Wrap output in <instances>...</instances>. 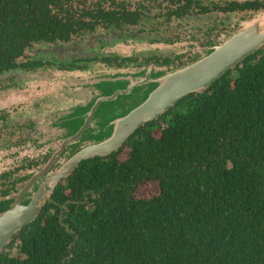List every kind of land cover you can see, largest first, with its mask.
I'll list each match as a JSON object with an SVG mask.
<instances>
[{"label": "trees", "instance_id": "1", "mask_svg": "<svg viewBox=\"0 0 264 264\" xmlns=\"http://www.w3.org/2000/svg\"><path fill=\"white\" fill-rule=\"evenodd\" d=\"M69 2L0 0L9 66L13 39L30 46L78 31L62 17ZM116 8L89 13L133 16ZM50 195L0 264H264V47L111 154L84 159Z\"/></svg>", "mask_w": 264, "mask_h": 264}, {"label": "flooded vegetation", "instance_id": "2", "mask_svg": "<svg viewBox=\"0 0 264 264\" xmlns=\"http://www.w3.org/2000/svg\"><path fill=\"white\" fill-rule=\"evenodd\" d=\"M65 5L62 17L78 21L75 24L78 31L74 33L71 28L62 39L33 42L30 46L22 38L13 39V43L18 42L12 55L15 65L9 66L10 55L1 56L0 52V76L17 68L27 71L40 67L85 69L89 66L86 62L91 61L112 66H184L200 59L221 35L237 31L246 21L264 14V0H70ZM98 7L106 11L122 8L121 14L127 10L133 12V16L109 18L103 12L89 13ZM90 39L100 42V53L93 56L54 61L35 53L45 47ZM112 42L118 46L109 47ZM21 107L23 105L0 110V215L15 204L19 193L31 181L35 182L24 197L38 188L41 181L58 172L74 155L73 143L62 149L59 145L77 125L82 126L80 122L64 120L60 129L46 127L29 118V113L28 117L21 116ZM53 115L57 117L54 123L58 126L59 114ZM76 166L55 188L69 181ZM51 196L46 195L40 207Z\"/></svg>", "mask_w": 264, "mask_h": 264}, {"label": "water", "instance_id": "3", "mask_svg": "<svg viewBox=\"0 0 264 264\" xmlns=\"http://www.w3.org/2000/svg\"><path fill=\"white\" fill-rule=\"evenodd\" d=\"M262 47L264 14L246 25L244 23L237 31L221 35L200 59L184 66H112L98 63L99 67L60 70L66 71L60 79L67 80V83L63 81L61 84L74 92L58 102V126L54 123L57 117L47 115L50 106L48 110L44 109L42 114L46 116L39 123L43 126L49 123V126L59 129L64 120L82 123L59 145L62 149L73 143L71 146L75 152L58 172L41 181L38 188L24 197L35 182L31 181L19 193L15 204L0 215V253L14 234L35 218L42 200L50 195L73 166L83 159L107 156L119 149L141 124L158 118L184 96L204 91L228 68ZM83 89L86 90V99L78 93ZM30 109L32 105H29ZM45 133L52 134L50 130Z\"/></svg>", "mask_w": 264, "mask_h": 264}, {"label": "rangeland", "instance_id": "4", "mask_svg": "<svg viewBox=\"0 0 264 264\" xmlns=\"http://www.w3.org/2000/svg\"><path fill=\"white\" fill-rule=\"evenodd\" d=\"M249 21H246L245 25ZM108 46H113L114 48L118 45L112 42ZM99 51L100 42L90 39L71 45H61L60 47H45L35 51V53L39 57L46 59H53L54 61H60L61 59L66 61L67 59L70 60L76 57L93 56L100 53ZM98 63L102 62H86L89 68L91 66H98ZM65 72L57 70L56 67H40L34 71L17 68L5 72L0 76V110L13 109V106L19 107L23 105L19 110V114L28 117V113H30L29 118L39 123L43 119V116H46L42 114L45 108L47 109L49 106L51 108L47 115L56 113L58 102L63 101L67 97L66 95H71L74 92L64 85L67 83V80L60 79L64 76ZM63 81L64 84H61ZM59 85L60 87H58ZM78 93L82 99H86V90H79ZM29 105H32V109L30 110H28ZM31 114L34 116H31ZM162 124H165V122ZM48 125L49 123H47L46 127ZM156 189L155 185L142 186L138 194L145 197L154 194Z\"/></svg>", "mask_w": 264, "mask_h": 264}]
</instances>
